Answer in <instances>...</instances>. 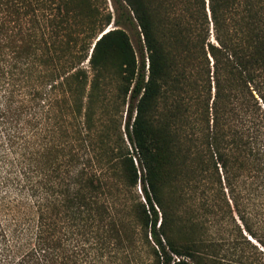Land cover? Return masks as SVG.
Instances as JSON below:
<instances>
[{"label": "trees", "instance_id": "1", "mask_svg": "<svg viewBox=\"0 0 264 264\" xmlns=\"http://www.w3.org/2000/svg\"><path fill=\"white\" fill-rule=\"evenodd\" d=\"M110 1L0 0V264L104 251L138 183L157 264H199L225 190H264V0Z\"/></svg>", "mask_w": 264, "mask_h": 264}, {"label": "rangeland", "instance_id": "2", "mask_svg": "<svg viewBox=\"0 0 264 264\" xmlns=\"http://www.w3.org/2000/svg\"><path fill=\"white\" fill-rule=\"evenodd\" d=\"M105 1L97 0L100 9L112 11L111 1ZM126 33L139 59L137 31L134 28H129L126 29ZM83 65L87 69V61ZM107 77L105 97L110 101L116 90L118 79L110 73ZM261 105L263 108L264 105ZM116 117L120 122L118 131L124 133L125 108H120ZM123 138L125 139L124 135ZM244 185L239 188L240 198L237 206H234V203L230 201L225 190L229 206L221 207L219 205L216 208L215 216L206 225L208 228L207 239L213 244V249L210 253H206L205 258L199 264H264V190L253 189L254 191L248 192ZM131 197L135 199L134 202L144 203L143 190L139 183L136 188L132 189L131 194H128V197L121 194L120 198H117L115 213L125 216L129 224L128 231L121 236L122 239L108 236L106 239L108 248L104 251H75L72 253V264H157L150 230L141 228L133 217ZM240 216L244 221H241ZM246 224L251 228L254 236H250L246 232ZM173 258L176 261L182 259L175 256ZM185 261L197 264L188 258Z\"/></svg>", "mask_w": 264, "mask_h": 264}]
</instances>
